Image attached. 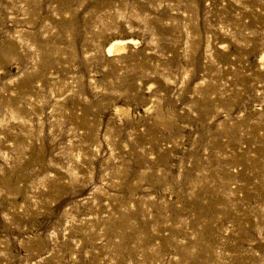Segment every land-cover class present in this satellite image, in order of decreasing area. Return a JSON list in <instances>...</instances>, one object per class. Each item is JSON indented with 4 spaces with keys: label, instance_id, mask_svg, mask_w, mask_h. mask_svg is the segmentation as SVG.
<instances>
[{
    "label": "rangeland",
    "instance_id": "rangeland-1",
    "mask_svg": "<svg viewBox=\"0 0 264 264\" xmlns=\"http://www.w3.org/2000/svg\"><path fill=\"white\" fill-rule=\"evenodd\" d=\"M0 264H264V0H0Z\"/></svg>",
    "mask_w": 264,
    "mask_h": 264
},
{
    "label": "bare ground",
    "instance_id": "bare-ground-1",
    "mask_svg": "<svg viewBox=\"0 0 264 264\" xmlns=\"http://www.w3.org/2000/svg\"><path fill=\"white\" fill-rule=\"evenodd\" d=\"M23 1V0H21ZM29 1V0H28ZM66 1V0H65ZM28 4V3H26ZM184 5V4H183ZM25 6V5H24ZM188 6V5H187ZM148 7V6H147ZM31 8V7H30ZM70 9V8H69ZM31 10V9H30ZM184 10V9H183ZM28 12V10H27ZM31 12V11H30ZM36 13V12H35ZM91 14V13H90ZM37 15V14H36ZM22 16V15H21ZM38 17V16H37ZM38 19V18H37ZM34 20V19H33ZM172 20V19H171ZM40 22V21H39ZM43 23V22H41ZM46 24V23H45ZM175 24V23H174ZM51 32V31H50ZM53 33V32H52ZM37 34V33H36ZM48 35V34H47ZM117 37V36H116ZM129 43H134V44H138V42L134 39V38H123V37H119V38H115L113 40H111L107 47H106V52L109 56H116V55H120V54H125L128 52V48H129ZM188 47V46H187ZM43 48V47H42ZM41 48V49H42ZM189 48V47H188ZM211 48V47H210ZM187 50V49H186ZM88 52V51H87ZM209 53V52H208ZM45 56V55H43ZM120 58V57H119ZM187 59V58H186ZM122 63V62H121ZM46 64V63H45ZM120 64V63H118ZM106 66V65H105ZM17 68V67H16ZM47 69V68H46ZM48 73V72H47ZM50 75V74H49ZM203 75V74H202ZM21 77V76H20ZM50 78V77H49ZM15 79V78H14ZM214 79V78H213ZM49 80V79H48ZM75 80V79H74ZM14 81V80H13ZM33 81V80H32ZM44 81V80H43ZM65 81V80H64ZM71 82V81H68ZM44 83V82H43ZM182 83V82H181ZM213 83V82H212ZM11 84V83H10ZM184 84V83H183ZM67 85V84H66ZM33 86V85H32ZM80 86V85H79ZM31 87V85H30ZM43 87V86H42ZM77 87V86H76ZM62 88V87H61ZM80 88V87H79ZM17 89V88H16ZM33 89V88H32ZM194 89V88H193ZM31 90V89H30ZM36 90V89H35ZM77 90V89H76ZM195 90V89H194ZM33 91V90H32ZM61 91V90H60ZM58 91V92H60ZM70 92V91H69ZM20 93V91H19ZM61 93V92H60ZM13 94V93H12ZM29 94V93H28ZM51 94V93H50ZM54 93H52L53 95ZM26 96V95H25ZM24 96V97H25ZM30 97V96H29ZM213 97V96H212ZM75 98V96H74ZM20 100V99H18ZM80 102V101H79ZM83 102H81L82 104ZM79 104V103H78ZM229 120V119H228ZM205 158V157H204ZM141 198V197H140ZM143 198V197H142ZM102 225V224H101ZM104 225V224H103ZM117 227V226H116ZM115 231V230H114ZM110 234V233H109ZM116 245V242L115 244ZM118 245V244H117ZM132 245V244H131ZM139 248V247H138ZM142 250V249H140Z\"/></svg>",
    "mask_w": 264,
    "mask_h": 264
}]
</instances>
